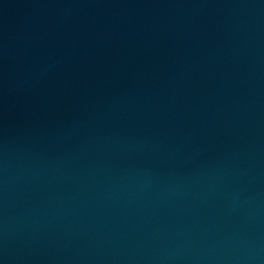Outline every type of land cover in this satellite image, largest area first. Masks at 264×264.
<instances>
[{"label": "water", "instance_id": "water-1", "mask_svg": "<svg viewBox=\"0 0 264 264\" xmlns=\"http://www.w3.org/2000/svg\"><path fill=\"white\" fill-rule=\"evenodd\" d=\"M0 264H264V0H0Z\"/></svg>", "mask_w": 264, "mask_h": 264}]
</instances>
